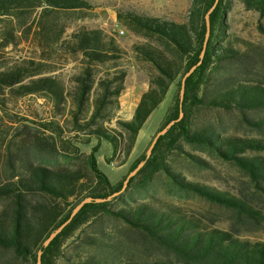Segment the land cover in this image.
Masks as SVG:
<instances>
[{"label": "trees", "instance_id": "trees-1", "mask_svg": "<svg viewBox=\"0 0 264 264\" xmlns=\"http://www.w3.org/2000/svg\"><path fill=\"white\" fill-rule=\"evenodd\" d=\"M258 12L264 33V0H240ZM216 0H192L188 22L178 23L134 10H117L119 21L144 41L133 46L154 73L131 120L119 112L128 68L119 40L83 24L99 6L92 0H0V116L25 98L42 99L50 116L41 128L22 124L6 146L10 177L0 183V264H264V46L233 44L227 34L232 0H219L210 15L211 34L202 64L187 78L166 116L176 121L161 136L144 167L124 193L104 203L86 204L51 242L45 241L84 199H106L126 177L112 184L98 167L102 141L110 160L127 164L141 130L164 102L171 86L200 61L206 15ZM90 13V14H89ZM20 54L8 58L11 52ZM74 64L77 71L66 74ZM209 111H235L255 135L226 134L203 122ZM181 112L184 116L181 118ZM178 120V121H177ZM165 124V125H166ZM97 144L90 152L81 141ZM184 145L231 163L246 177L235 192L188 180L168 160ZM195 167L208 160L189 154ZM163 178L175 191L207 202L195 216L178 205L138 200L136 181ZM225 219V220H224ZM226 221V228L216 225Z\"/></svg>", "mask_w": 264, "mask_h": 264}, {"label": "rangeland", "instance_id": "rangeland-1", "mask_svg": "<svg viewBox=\"0 0 264 264\" xmlns=\"http://www.w3.org/2000/svg\"><path fill=\"white\" fill-rule=\"evenodd\" d=\"M99 7L84 19L83 24L90 28H101L113 34L119 40L120 46L126 51V57L121 65L128 68L129 75L126 80V90L120 97L121 117L129 118L142 94L149 88L150 75L154 73L152 67L136 57L133 52L134 44L144 41L122 24L117 17V10H134L150 16L174 21L178 23L188 22L192 0H92ZM227 34L233 44L239 47H246L244 42L249 41L264 46V33L259 28L260 19L256 11L248 10L240 0H232L231 10L227 15ZM264 26V21H263ZM120 31H124L121 35ZM17 49L8 56L14 58L20 54ZM77 71L72 63L66 68V74L70 75ZM178 79L168 91L164 102L153 112L145 126L140 132L135 149L128 159L126 165L118 167L117 162L113 166L110 160L113 157L112 146L102 141L96 154L99 169L107 175L112 184H118L130 173L132 164L148 149L155 136L164 129L166 116L174 104L176 95L180 92L181 86ZM50 116V107L42 99L25 98L20 100L8 114L0 116V183L6 182L10 173L5 165L6 146L15 137L17 129L22 124H28L33 128H41V120ZM203 122L212 123L221 128L228 135L247 136L255 135L246 127V122L241 115L235 111H209L200 115ZM127 120V119H126ZM166 124V125H165ZM97 144L96 139H90L89 143L81 141L78 145L84 152H90ZM183 151H174L169 155L171 165L179 170L188 180L203 183L222 191L235 192L241 186L246 177L237 167L231 163L213 157L209 153L190 145H184ZM189 154L201 156L208 160L210 167L200 169L190 162ZM135 197L143 202H150L156 205L171 204L180 206L186 213L195 216L207 214L210 210L215 211L204 200L196 197H189L178 193L169 186L165 179L160 178L152 184H139L135 182L131 189ZM225 220V219H224ZM216 223L221 228H226V221ZM254 240L264 241V233H256L251 236Z\"/></svg>", "mask_w": 264, "mask_h": 264}, {"label": "water", "instance_id": "water-1", "mask_svg": "<svg viewBox=\"0 0 264 264\" xmlns=\"http://www.w3.org/2000/svg\"><path fill=\"white\" fill-rule=\"evenodd\" d=\"M219 0H216L214 6L210 9V11L208 12V14L206 15V25H207V31H206V37H205V41H204V45L201 51V55H200V61L198 62V64H196L195 66H193L183 77L182 82H181V90H180V96H181V102L184 100V94H185V84H186V80L187 78H189L194 71L202 64V60L204 59L205 55H206V50H207V46H208V42H209V38H210V34H211V22H210V15L214 12L217 4H218ZM184 116V113L181 112V118ZM178 121V120H177ZM176 121H171L170 123H168V125L162 129L160 132H158V134L155 136L154 140L152 141L149 149H148V158L152 155L153 149L156 146L158 140L160 139L161 136L165 135L168 132V129L170 127H172L175 124ZM145 162H142L139 164V166L132 172H130L128 174V176L126 177V179L124 180L123 183V187L122 189L117 192L114 193L113 195L109 196L106 199H94L92 197L86 198L84 199L81 203H79L76 208L74 209L73 213L71 214L70 218L64 223L62 224L54 233H52L49 238L45 241L44 246L48 247L51 242L65 229V227L67 225H69L72 220L78 215V213L83 209V207L91 202H98V203H104L107 201H110L112 198L117 197L119 195H121L122 193H124L129 185L130 180L136 176L138 174V172L144 167ZM37 264H42V253H40L38 255V260H37Z\"/></svg>", "mask_w": 264, "mask_h": 264}, {"label": "built area", "instance_id": "built-area-1", "mask_svg": "<svg viewBox=\"0 0 264 264\" xmlns=\"http://www.w3.org/2000/svg\"><path fill=\"white\" fill-rule=\"evenodd\" d=\"M120 34L123 35L124 34V31H120ZM111 164L114 166L116 164V162L113 161Z\"/></svg>", "mask_w": 264, "mask_h": 264}, {"label": "crops", "instance_id": "crops-1", "mask_svg": "<svg viewBox=\"0 0 264 264\" xmlns=\"http://www.w3.org/2000/svg\"><path fill=\"white\" fill-rule=\"evenodd\" d=\"M119 114L121 115V111L119 112ZM133 114H134V111H133ZM133 114L129 117V118H126L127 120H131L132 117H133Z\"/></svg>", "mask_w": 264, "mask_h": 264}]
</instances>
